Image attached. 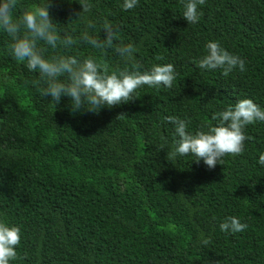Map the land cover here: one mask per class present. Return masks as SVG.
<instances>
[{"label": "trees", "instance_id": "trees-1", "mask_svg": "<svg viewBox=\"0 0 264 264\" xmlns=\"http://www.w3.org/2000/svg\"><path fill=\"white\" fill-rule=\"evenodd\" d=\"M44 2L19 0L17 15ZM78 2L51 0L53 21L77 43L46 47L45 56L124 68L114 48L78 40ZM90 2L93 35L116 25L117 43L137 46L141 71L171 63L177 77L171 89L145 85L126 104L74 112L70 98L54 106L42 95L39 73L11 55L0 32V222L21 229L10 264H264V121L246 126L240 155L209 169L192 156L169 159L176 137L164 120L189 121L195 133L240 99L264 110V0H205L195 24L182 17L186 0H139L132 10L123 0ZM209 41L243 58L246 71L197 68ZM230 216L247 229L222 232Z\"/></svg>", "mask_w": 264, "mask_h": 264}, {"label": "clouds", "instance_id": "clouds-1", "mask_svg": "<svg viewBox=\"0 0 264 264\" xmlns=\"http://www.w3.org/2000/svg\"><path fill=\"white\" fill-rule=\"evenodd\" d=\"M139 0H123L122 8L132 10ZM81 11L76 13L84 23V30L78 40L95 49L114 48L124 68L110 70L103 59L89 56L79 58L75 55L45 56L46 47L65 49L77 43V39L67 31L62 32L50 15L51 0L43 4H34L31 9H25L17 15L19 0H0V32L5 33L11 40V55L20 62H26L30 71L38 72L45 87L44 97H50L54 106L61 97H68L74 112L87 110L93 114L102 108H112L133 101L138 89L163 86L171 89L177 77L173 64H157L150 71H141L136 60L137 46L134 43H117L119 27L105 22L102 26L104 38L93 35L90 29L96 24L88 19L86 14L91 11L93 4L90 0H79ZM205 0H186L182 17L188 24L199 21L201 13L198 6ZM207 54L195 61L197 68L202 70L221 69L224 76L238 69L246 71V61L234 55L221 46L218 41H209L206 45ZM158 59H163L160 57ZM131 66V67H129ZM121 114L119 116H124ZM217 121L206 130L188 131L189 121L175 116H167L165 122L173 125L176 139L168 153L170 160L178 156H192L193 161L203 163L213 169L222 164L223 157L240 155L244 151V142L248 137L244 129L257 121H264V110L252 99L243 98L233 106L213 114ZM161 139L167 144V138ZM258 163L264 166V154L259 156ZM248 225L238 217H227L219 228L225 233H241ZM21 242V229L18 226H8L0 222V264H10L17 258L16 247ZM202 243H210L203 239Z\"/></svg>", "mask_w": 264, "mask_h": 264}]
</instances>
